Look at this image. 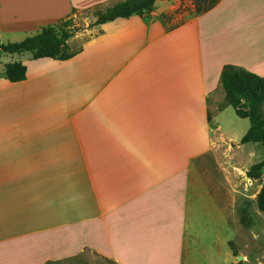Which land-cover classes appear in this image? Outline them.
<instances>
[{
	"label": "crops",
	"instance_id": "1",
	"mask_svg": "<svg viewBox=\"0 0 264 264\" xmlns=\"http://www.w3.org/2000/svg\"><path fill=\"white\" fill-rule=\"evenodd\" d=\"M121 1L0 0V43ZM182 12L156 1L95 26L68 60L19 62L20 82L0 68V264H192L229 242L225 163L255 144L222 116L220 73L264 78V0Z\"/></svg>",
	"mask_w": 264,
	"mask_h": 264
},
{
	"label": "trees",
	"instance_id": "2",
	"mask_svg": "<svg viewBox=\"0 0 264 264\" xmlns=\"http://www.w3.org/2000/svg\"><path fill=\"white\" fill-rule=\"evenodd\" d=\"M156 1L168 0H125L110 7L95 10L93 26H99L116 19H126L133 15L148 14ZM220 0H194L195 11L204 13L213 9ZM100 8V7H97ZM73 20L68 18L54 25L46 26L31 37L18 43H0V52L4 55L29 54L31 59H55L65 61L80 52L81 49L70 52L67 42L74 36ZM26 68L22 64L8 63L4 65L3 77L11 83L24 80ZM220 85L225 94L226 104L231 107L236 116L249 121V129L240 140L241 145H258L263 153V160L254 164L248 172V178L255 179L257 173L264 167V78L252 74L242 68L225 65L220 73ZM209 118V117H208ZM257 209L264 213V185L256 197ZM244 209L239 210V214ZM233 256H237L229 242ZM237 264H244L239 262Z\"/></svg>",
	"mask_w": 264,
	"mask_h": 264
},
{
	"label": "rangeland",
	"instance_id": "3",
	"mask_svg": "<svg viewBox=\"0 0 264 264\" xmlns=\"http://www.w3.org/2000/svg\"><path fill=\"white\" fill-rule=\"evenodd\" d=\"M180 3V10L191 12L195 9L194 0H178ZM104 9L92 8L89 10L75 12L71 18L73 20L72 28L74 36L69 39L70 52L81 49L82 45L91 37L95 36L93 31V23L95 17L93 15L95 10ZM183 20V19H182ZM5 44V43H4ZM31 56L27 53L21 55H4L0 52V68L8 63L20 62L23 63L30 60ZM210 107H213V99H209ZM220 107V105H216ZM223 118L232 126V121L241 124L237 126L239 133L246 127H249L247 119H240L236 117L234 110L231 107H226L222 113ZM236 127V128H237ZM242 135L243 132H242ZM263 160V153L258 145H253L250 148H245V151L235 154L233 158L229 159L228 165H234L239 169L236 170L240 174L239 178L234 174H229L231 181L235 188V209L232 213L233 219V234L230 235L229 242H232V248L235 250L237 256L242 257L244 264H264V213L257 209L256 197L264 185V167L257 173L255 179L248 178L247 174L254 164ZM244 209L239 214V210ZM218 230V229H217ZM216 230V231H217ZM229 242L224 244H216L214 246L213 240L205 245L210 247L212 252L209 258H195L192 264H223L229 262L230 264H237L236 257L233 256L232 250L229 247ZM57 264H113L97 255L84 253L79 258L66 260Z\"/></svg>",
	"mask_w": 264,
	"mask_h": 264
},
{
	"label": "water",
	"instance_id": "4",
	"mask_svg": "<svg viewBox=\"0 0 264 264\" xmlns=\"http://www.w3.org/2000/svg\"><path fill=\"white\" fill-rule=\"evenodd\" d=\"M236 262H237V263L242 262V257H241V256H237V257H236Z\"/></svg>",
	"mask_w": 264,
	"mask_h": 264
}]
</instances>
